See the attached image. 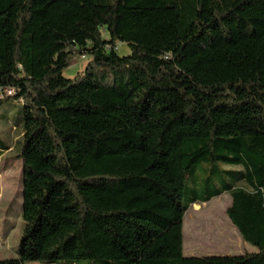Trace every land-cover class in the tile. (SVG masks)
I'll return each mask as SVG.
<instances>
[{"label":"trees","instance_id":"obj_1","mask_svg":"<svg viewBox=\"0 0 264 264\" xmlns=\"http://www.w3.org/2000/svg\"><path fill=\"white\" fill-rule=\"evenodd\" d=\"M7 87L24 230L0 264H264V0H0ZM222 194L256 251L184 256Z\"/></svg>","mask_w":264,"mask_h":264},{"label":"rangeland","instance_id":"obj_2","mask_svg":"<svg viewBox=\"0 0 264 264\" xmlns=\"http://www.w3.org/2000/svg\"><path fill=\"white\" fill-rule=\"evenodd\" d=\"M102 34L107 36L103 30ZM116 50L121 56L130 52L128 45L120 42ZM88 60V56L76 60L64 74L72 69L81 72ZM22 107V102L15 98L5 99L0 107V259L17 257L24 230L21 218L23 162L18 157L23 130ZM188 181L184 196L191 190ZM230 203V195L222 194L189 207L183 219L184 256L234 255L256 251L253 245L242 239L226 215L225 210ZM25 264L40 263L31 261ZM76 264H86V261Z\"/></svg>","mask_w":264,"mask_h":264},{"label":"built area","instance_id":"obj_3","mask_svg":"<svg viewBox=\"0 0 264 264\" xmlns=\"http://www.w3.org/2000/svg\"><path fill=\"white\" fill-rule=\"evenodd\" d=\"M15 91L11 87L0 88V98L14 95Z\"/></svg>","mask_w":264,"mask_h":264},{"label":"crops","instance_id":"obj_4","mask_svg":"<svg viewBox=\"0 0 264 264\" xmlns=\"http://www.w3.org/2000/svg\"><path fill=\"white\" fill-rule=\"evenodd\" d=\"M77 71H78L77 69H72L67 75L66 74L64 75L67 76L68 78H72L77 73Z\"/></svg>","mask_w":264,"mask_h":264}]
</instances>
